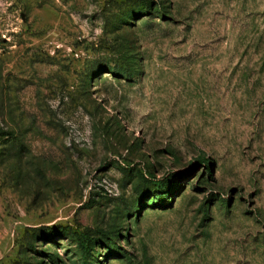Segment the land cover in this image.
<instances>
[{
	"label": "rangeland",
	"instance_id": "374dc122",
	"mask_svg": "<svg viewBox=\"0 0 264 264\" xmlns=\"http://www.w3.org/2000/svg\"><path fill=\"white\" fill-rule=\"evenodd\" d=\"M0 264H264V0H0Z\"/></svg>",
	"mask_w": 264,
	"mask_h": 264
}]
</instances>
